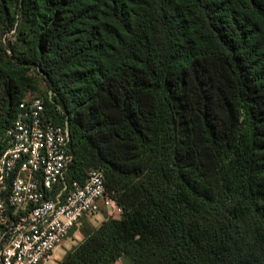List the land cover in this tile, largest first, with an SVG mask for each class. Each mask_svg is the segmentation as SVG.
<instances>
[{"label":"trees","instance_id":"trees-1","mask_svg":"<svg viewBox=\"0 0 264 264\" xmlns=\"http://www.w3.org/2000/svg\"><path fill=\"white\" fill-rule=\"evenodd\" d=\"M19 16L35 50L0 44V154L32 67L66 176L100 168L122 209L57 264H264V0H0L17 40Z\"/></svg>","mask_w":264,"mask_h":264},{"label":"built area","instance_id":"built-area-1","mask_svg":"<svg viewBox=\"0 0 264 264\" xmlns=\"http://www.w3.org/2000/svg\"><path fill=\"white\" fill-rule=\"evenodd\" d=\"M18 108L0 154V264H49L84 217L102 208L117 217L122 209L100 168L80 181L66 176L73 159L68 126L47 115L41 96Z\"/></svg>","mask_w":264,"mask_h":264},{"label":"rangeland","instance_id":"rangeland-1","mask_svg":"<svg viewBox=\"0 0 264 264\" xmlns=\"http://www.w3.org/2000/svg\"><path fill=\"white\" fill-rule=\"evenodd\" d=\"M28 17L31 20V17ZM16 24H18L19 28L23 30V39L17 40L18 31L17 29L15 30L13 28L11 31L4 33L0 31V44L4 45L9 55H13L12 51L10 50L13 47L16 51V54H19V52L21 51H26V55L30 56L35 50L33 31L31 29L32 22H24V20L22 22V18L19 16L16 21ZM14 60L16 59L14 58ZM18 73L19 76L24 77L23 80L26 82L23 91V97L26 98L33 96H41V94L43 95L45 93V90H47L46 80L41 72L36 71L32 67L28 69L25 67H20L18 68ZM103 212L100 211L96 214L88 216L79 226H77V228H75L73 232H71L68 237L64 239L61 244L53 251V260L50 261L49 264H57V262L62 258V256L66 252V250H68L69 248L76 245L79 241L82 240L81 230L84 224L88 223L94 227H97L104 220V218L108 217V214L112 213L106 212L105 210H103ZM114 264H128V262L123 257L115 261Z\"/></svg>","mask_w":264,"mask_h":264}]
</instances>
